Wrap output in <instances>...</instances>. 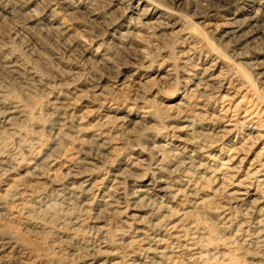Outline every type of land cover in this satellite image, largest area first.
I'll list each match as a JSON object with an SVG mask.
<instances>
[{
  "label": "rangeland",
  "instance_id": "374dc122",
  "mask_svg": "<svg viewBox=\"0 0 264 264\" xmlns=\"http://www.w3.org/2000/svg\"><path fill=\"white\" fill-rule=\"evenodd\" d=\"M0 264H264V0H0Z\"/></svg>",
  "mask_w": 264,
  "mask_h": 264
},
{
  "label": "bare ground",
  "instance_id": "6f19581e",
  "mask_svg": "<svg viewBox=\"0 0 264 264\" xmlns=\"http://www.w3.org/2000/svg\"><path fill=\"white\" fill-rule=\"evenodd\" d=\"M199 114V113H198Z\"/></svg>",
  "mask_w": 264,
  "mask_h": 264
}]
</instances>
